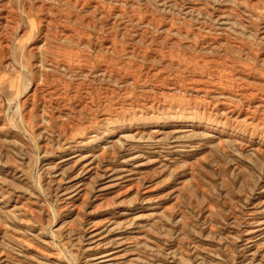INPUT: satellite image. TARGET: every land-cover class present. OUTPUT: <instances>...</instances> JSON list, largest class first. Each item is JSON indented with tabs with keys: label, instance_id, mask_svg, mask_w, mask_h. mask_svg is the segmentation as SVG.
<instances>
[{
	"label": "rangeland",
	"instance_id": "374dc122",
	"mask_svg": "<svg viewBox=\"0 0 264 264\" xmlns=\"http://www.w3.org/2000/svg\"><path fill=\"white\" fill-rule=\"evenodd\" d=\"M72 3L0 0L15 20L0 29V264H90L107 251L120 254L111 264H264V238L245 232L264 220V0ZM45 36L50 51H35ZM40 58L48 81L33 98ZM96 150L95 175L67 160ZM92 221L104 237L91 251Z\"/></svg>",
	"mask_w": 264,
	"mask_h": 264
},
{
	"label": "bare ground",
	"instance_id": "6f19581e",
	"mask_svg": "<svg viewBox=\"0 0 264 264\" xmlns=\"http://www.w3.org/2000/svg\"><path fill=\"white\" fill-rule=\"evenodd\" d=\"M2 2V1H1ZM258 2V1H257ZM66 3L67 4H69V5H71V6H75V4H73L72 3V0H66ZM76 3V2H75ZM250 3H252V2H250ZM253 3H254V1H253ZM38 4V3H37ZM240 4V3H239ZM9 5V4H8ZM40 5V4H39ZM241 5V4H240ZM254 5H256V4H254ZM253 5V6H254ZM48 6V5H47ZM0 7H3V5H1ZM43 6L41 5L39 8H42ZM97 7V6H96ZM194 7V6H193ZM192 7V8H193ZM9 10V9H8ZM1 11V10H0ZM10 11H12V9L10 10ZM189 11V10H188ZM191 11V10H190ZM6 12V11H5ZM49 12V11H48ZM30 13V12H29ZM4 14V13H3ZM0 15H1V13H0ZM220 15H222V14H220ZM14 16V15H13ZM13 16H12V12H8L7 13V15L5 16V17H1L0 16V29L3 31L4 29H6V28H8V27H10L11 25H9L11 22H14L15 20H14V18H13ZM218 16V15H217ZM223 16V15H222ZM220 16H218V18H219ZM221 18V17H220ZM217 18H215V20H216ZM222 22V21H221ZM224 22V21H223ZM45 25H47L48 23L47 22H45L44 23ZM226 24V23H225ZM46 27V26H45ZM48 28V27H47ZM167 28V27H166ZM9 29V28H8ZM62 29H64V28H62ZM164 30V29H163ZM166 30V29H165ZM164 30V31H165ZM170 30V29H169ZM65 31V30H64ZM168 31V30H167ZM180 31V30H179ZM60 32V31H59ZM46 33V32H45ZM65 33H67V32H65ZM60 34H61V32H60ZM70 34H71V32H70ZM193 34V33H192ZM196 34V33H195ZM216 34V33H215ZM218 34V33H217ZM1 37H3V33H1ZM206 35V34H205ZM56 36H58V35H56ZM62 36H64V39L65 40H69L70 41V39L73 37L72 36V34H71V36L72 37H70V36H68V35H63L62 34ZM198 36V35H197ZM59 37V36H58ZM81 38H82V36H80ZM206 37V36H205ZM43 38V37H42ZM57 38V37H56ZM74 38V37H73ZM73 40V39H72ZM71 40V41H72ZM1 41V40H0ZM82 41H83V39H82ZM87 41V40H86ZM80 42H81V40H80ZM84 42V41H83ZM180 42V41H179ZM48 43H49V41H48V36H45L44 38H43V40H42V46L44 47H40V48H36V50L35 51H38L39 52V50L40 49H44V52L45 53H48L49 51H50V49H49V47H47V45H48ZM77 43V42H76ZM212 43V42H211ZM222 43V42H221ZM220 43V44H221ZM224 43V42H223ZM208 44V43H207ZM217 44V43H216ZM78 45V44H77ZM81 45V44H80ZM2 46H3V49L5 50V55L7 56V55H9L8 54V51L10 50V48H11V42L10 41H8V39L6 40V39H3V41H2ZM208 46V45H207ZM206 46V47H207ZM210 46V45H209ZM213 46V45H212ZM215 46V45H214ZM51 47V46H50ZM203 47V46H202ZM211 47V46H210ZM226 47V46H225ZM197 48V47H196ZM204 48V47H203ZM214 47H212V49H213ZM56 49V48H55ZM72 50V49H71ZM217 50V49H216ZM1 51V50H0ZM68 51V50H67ZM67 51H66V53H67ZM134 51V50H133ZM189 51V50H188ZM211 51V50H210ZM220 51V50H219ZM76 52V51H75ZM69 53V52H68ZM182 53V52H181ZM70 54V53H69ZM76 54H78V53H75L74 55H76ZM133 54V53H132ZM131 54V55H132ZM4 55V54H3ZM71 55V54H70ZM184 55V54H183ZM182 55V56H183ZM85 56V55H84ZM192 57H193V53H192V55H191ZM82 57V56H81ZM187 57H190V55L189 56H187ZM199 57V56H198ZM205 57H207V55L205 56ZM71 58V57H70ZM194 58V57H193ZM184 60V59H183ZM182 60V61H183ZM209 60V59H208ZM207 60V61H208ZM50 61V60H49ZM55 61V60H54ZM62 61V60H61ZM69 61V60H68ZM75 61V60H74ZM206 61V62H207ZM51 62V61H50ZM53 62V61H52ZM62 62H64V61H62ZM77 63V62H76ZM86 63V62H85ZM87 63H89L88 61H87ZM218 64H219V62H217ZM217 63H216V65H217ZM38 66L37 67H39L38 68V79L36 80V79H34V80H36L35 82H33V86H32V91H33V98H34V94H38V92H42L41 90H42V88L43 87H45L44 85V83L46 82V81H48L47 80V78H48V76L44 73V71H45V69L47 68V67H45L46 65V62L44 63V61L40 58L39 59V61H38ZM49 64V63H48ZM47 64V65H48ZM79 64V63H78ZM208 64H210V61H209V63ZM62 65H64V64H62ZM67 65H69V62H67ZM83 65V64H82ZM88 65H90V64H88ZM87 65V66H88ZM204 65V64H203ZM227 65V64H226ZM52 66H54V65H52ZM86 66V67H87ZM210 66V65H209ZM218 66V65H217ZM216 66V67H217ZM232 66V65H231ZM55 67V66H54ZM56 67H58V64L56 65ZM65 68H66V66H64ZM84 67V66H83ZM91 67V66H90ZM234 67V66H233ZM59 68V67H58ZM71 68V67H70ZM78 68V67H77ZM218 68V67H217ZM223 68V67H222ZM50 69V68H49ZM66 69H68V67L66 68ZM86 69H88V68H86ZM238 69V68H237ZM242 69V68H241ZM54 70V69H53ZM62 70V69H61ZM73 70V69H72ZM78 70V69H77ZM81 70V69H80ZM209 70V69H208ZM219 70V69H218ZM223 70V69H222ZM225 70V69H224ZM231 70V69H230ZM236 70V69H235ZM234 70V71H235ZM243 70V69H242ZM83 71V70H82ZM226 71H228L227 69H226ZM244 71V70H243ZM248 71V70H247ZM36 72V71H35ZM81 72V71H80ZM202 72V71H201ZM223 72V71H222ZM249 72V71H248ZM70 73V72H69ZM195 73V72H194ZM197 73V72H196ZM195 73V74H196ZM209 73V72H208ZM225 73V72H224ZM236 73V72H235ZM51 74V73H50ZM49 74V75H50ZM202 74V73H201ZM222 75H223V73H221ZM220 74V76H222ZM234 74V73H233ZM244 74H245V72H244ZM36 75V74H35ZM52 75V74H51ZM70 75V74H69ZM219 75V74H218ZM226 75V74H225ZM206 76V75H205ZM233 76V75H232ZM237 76V75H236ZM35 77V76H34ZM197 77V76H196ZM227 77H228V75H227ZM239 77H241L240 75H239ZM254 77V76H253ZM256 77V76H255ZM52 78V77H51ZM219 78V77H218ZM232 78V77H231ZM237 78V77H236ZM262 78V77H261ZM75 79V78H74ZM221 79V78H220ZM249 79V78H248ZM254 79V78H253ZM257 79H258V77H257ZM206 80V79H205ZM224 80H225V78H224ZM231 80V79H230ZM250 80V79H249ZM208 81H210V80H208ZM218 81H220V80H218ZM244 81V80H243ZM94 82V81H93ZM190 82V81H189ZM217 82V81H216ZM221 82H223L222 80H221ZM245 82V81H244ZM247 82H249L248 80H247ZM254 82V81H253ZM256 82V81H255ZM191 83V82H190ZM194 83V82H193ZM210 83V82H209ZM212 83V82H211ZM210 83V84H211ZM214 83V82H213ZM228 83V82H227ZM238 83V82H237ZM252 83V82H251ZM258 83V82H257ZM260 83V82H259ZM258 83V84H259ZM197 84V83H196ZM262 84V83H261ZM47 85V84H46ZM216 85V84H215ZM229 85V84H228ZM227 85V86H228ZM233 85V84H232ZM250 85V84H249ZM48 86V85H47ZM214 86V85H213ZM238 86V85H237ZM239 88L240 87H242V86H238ZM254 87H255V85H254ZM253 87V88H254ZM168 88V87H167ZM189 88H190V86H189ZM243 88V87H242ZM241 88V89H242ZM246 88V87H245ZM257 88V87H256ZM45 89H46V87H45ZM53 89H54V87H53ZM175 89V88H174ZM192 89V88H191ZM196 89V88H195ZM198 89H200V88H198ZM237 89V88H236ZM44 90V89H43ZM60 90V89H59ZM190 90V89H189ZM226 90H228V89H226ZM244 90V89H243ZM263 90V89H262ZM93 91V90H92ZM193 91V90H192ZM199 91V90H198ZM230 91V90H229ZM45 92V91H44ZM58 92V91H57ZM78 92V91H77ZM190 92V91H189ZM219 92V91H218ZM234 92V91H233ZM244 92V91H243ZM258 92V91H257ZM87 93V92H86ZM192 93V92H191ZM208 93H209V91H208ZM227 93V92H226ZM259 93V92H258ZM51 94H54V92L53 93H51ZM61 94V93H60ZM145 94V93H144ZM202 94H205V93H202ZM234 94V93H233ZM237 94V93H236ZM239 94H240V92H239ZM256 94V93H255ZM31 95V94H30ZM42 95V94H41ZM47 95H48V93H47ZM63 95V94H62ZM74 95V94H73ZM193 95V94H192ZM197 95V94H196ZM200 95V94H199ZM225 95V94H224ZM240 95H242V94H240ZM249 95V94H248ZM261 95V94H260ZM46 96V95H45ZM75 96V95H74ZM212 96V95H211ZM219 96V95H218ZM246 96H247V94H246ZM251 96H252V94H251ZM30 97V96H29ZM37 97V96H36ZM41 97V96H40ZM55 97H57V96H55ZM62 97H64V96H62ZM200 97V96H199ZM215 97V96H214ZM222 97V96H221ZM227 97V96H226ZM230 97V96H229ZM240 97V96H239ZM30 98H32V96L30 97ZM29 98V99H30ZM81 98H83V97H81ZM85 98H88V97H85ZM85 98H84V100H83V102L85 101ZM205 98V97H204ZM217 98V97H216ZM222 98H224V97H222ZM264 98V97H263ZM28 99V98H27ZM40 99V98H39ZM47 99H48V97H47ZM47 99H45L44 98V100H47ZM99 99V98H98ZM218 99H219V97H218ZM226 99V98H225ZM224 99V100H225ZM230 99H231V97H230ZM251 99H252V97H251ZM35 100V99H34ZM43 100V99H42ZM41 100V101H42ZM88 100V99H87ZM86 100V101H87ZM203 100H205V99H203ZM232 100V99H231ZM248 100H249V98H248ZM254 100H255V98H254ZM52 101V100H51ZM51 101H49V102H51ZM58 101V100H57ZM89 101V100H88ZM192 101V100H191ZM226 101V100H225ZM247 101V100H246ZM256 101H259V100H256ZM16 102V101H15ZM26 102H27V100H26ZM40 102V101H39ZM43 102V101H42ZM47 102V101H46ZM45 102V103H46ZM61 102V101H60ZM82 102V101H81ZM207 102V101H206ZM209 102H210V100H209ZM235 102V101H234ZM238 102H239V100H238ZM241 102V101H240ZM243 102V101H242ZM53 103V102H52ZM65 103H66V101H65ZM88 103V102H87ZM208 103V102H207ZM207 103H205V104H207ZM211 103V102H210ZM210 103H208L209 105H210ZM217 103V102H216ZM245 103V102H244ZM263 103V102H262ZM30 104H33V103H30ZM42 104V103H41ZM49 104V103H48ZM55 104H57L56 102H55ZM62 104H64V103H62ZM83 104H85V103H83ZM104 104V103H103ZM215 104V103H214ZM227 104V103H226ZM242 104V103H241ZM251 104V103H250ZM45 105V104H44ZM46 105H47V103H46ZM66 105V104H65ZM86 105V104H85ZM238 105V104H237ZM51 106V105H50ZM55 106H58V105H55ZM88 106V105H87ZM213 106V105H212ZM217 106H218V104H217ZM223 106H225V105H223ZM253 106V105H252ZM59 107H61V106H59ZM82 107V106H81ZM210 107V106H209ZM216 107V106H215ZM236 107V106H235ZM238 107V106H237ZM240 107V106H239ZM244 107V106H243ZM261 107V106H260ZM32 108H34L33 107V105H32ZM49 108V107H48ZM55 108V107H54ZM58 108V107H57ZM204 108V107H203ZM213 108V107H212ZM249 108V107H248ZM60 109H62V108H60ZM65 109V108H64ZM82 109V108H81ZM84 109V108H83ZM216 109V108H215ZM218 109H220V108H218ZM237 109V108H236ZM241 109H242V106H241ZM240 109V110H241ZM214 110V109H213ZM230 110V109H229ZM234 110V109H233ZM252 110V109H251ZM255 110V109H254ZM41 111V110H40ZM39 111V112H40ZM80 111H82V110H80ZM221 111H223V110H221ZM243 111V110H242ZM247 111H249V110H246V113H247ZM257 111V110H256ZM256 111H255V113H256ZM28 112V111H27ZM212 112V111H211ZM227 112V111H226ZM225 112V113H226ZM230 112V111H229ZM232 112V111H231ZM234 112V111H233ZM239 112V111H238ZM44 113V112H43ZM220 113V112H219ZM240 113V112H239ZM239 113H237V114H239ZM249 113V112H248ZM252 113V112H251ZM254 113V114H255ZM46 114V113H45ZM44 114V115H45ZM51 114V113H50ZM60 114V113H59ZM84 114V113H83ZM206 114V113H205ZM211 114V113H210ZM209 114V115H210ZM236 114V115H237ZM54 115V114H53ZM218 115V114H217ZM224 115H227V114H224ZM246 115V114H245ZM250 115V114H249ZM46 116H50V115H46ZM204 116V115H203ZM238 116V115H237ZM230 117H231V115H230ZM253 117V116H252ZM47 118V117H46ZM215 118V117H214ZM236 118V117H235ZM234 118V119H235ZM242 118V117H241ZM240 118V119H241ZM254 118H255V116H254ZM259 118H261L260 116H259ZM28 119V118H27ZM50 119H53V117L52 118H50ZM233 119V120H234ZM253 119V118H252ZM56 120V119H55ZM232 120V121H233ZM52 121V120H51ZM195 121V120H194ZM211 121V120H210ZM216 121V120H215ZM227 121H228V119H227ZM244 121V120H243ZM256 121V120H255ZM260 121V120H259ZM49 122H50V120H49ZM48 122V123H49ZM66 122H68L69 123V121H66ZM218 122V121H217ZM226 122V121H225ZM235 122V121H234ZM233 122V123H234ZM254 122V121H253ZM54 123H56V121L54 122ZM189 123V122H188ZM205 123V122H204ZM227 123V122H226ZM225 123V124H226ZM239 123H241V122H239ZM61 124V123H60ZM73 124V123H72ZM214 124V123H213ZM218 124V123H217ZM224 124V123H223ZM238 124V123H237ZM244 124V123H243ZM247 124V123H246ZM75 125V124H74ZM211 125V124H210ZM240 125V124H239ZM249 125V124H248ZM256 125H257V122H256ZM259 125V124H258ZM62 126H64V125H62ZM61 126V127H62ZM73 126V125H72ZM88 126V125H87ZM229 126V125H228ZM250 127H251V125H249ZM66 127H69L70 128V126H66ZM74 127V126H73ZM80 127V126H79ZM218 127V126H217ZM233 127H235L236 128V125L235 126H233ZM244 127V126H243ZM246 127H248V126H246ZM259 127V126H258ZM65 128V127H64ZM88 128V127H87ZM125 128V127H124ZM226 128V127H225ZM235 128H234V130H235ZM245 128V127H244ZM62 129V128H61ZM66 129V128H65ZM68 129V128H67ZM66 129V130H67ZM72 129V128H71ZM74 129V128H73ZM76 129V128H75ZM89 129V128H88ZM126 129V128H125ZM130 129V128H129ZM183 129V128H182ZM231 129V128H230ZM253 129H254V127H253ZM154 130H156V129H154ZM171 130V129H170ZM176 130V129H175ZM179 130V129H178ZM191 129H189V131H190ZM208 130V129H207ZM213 130V129H212ZM227 130V129H226ZM243 130V129H242ZM247 130H248V128H247ZM257 130V129H256ZM83 131H85V130H83ZM112 131V130H111ZM138 131V130H137ZM150 131H152V130H150ZM149 131V132H150ZM158 131V130H157ZM160 131V130H159ZM162 131V130H161ZM172 131V130H171ZM180 131V130H179ZM184 132H185V130H183ZM183 131H182V133H183ZM194 130H192V132H193ZM198 131V130H197ZM232 131V130H231ZM249 131V130H248ZM64 132V131H63ZM74 132V131H73ZM122 132V131H121ZM127 132V131H126ZM181 132V131H180ZM191 132V133H192ZM203 132V131H202ZM206 132V131H205ZM204 132V133H205ZM226 132V131H225ZM251 132V131H250ZM68 133H69V131H68ZM67 133V134H68ZM124 133V132H123ZM133 134H134V132H132ZM138 133H139V131H138ZM201 133V132H200ZM70 134H71V132H70ZM69 134V135H70ZM77 134V133H76ZM83 134H85L84 132H83ZM94 134V133H93ZM149 134V133H148ZM179 134V133H178ZM216 134V133H215ZM223 134V133H222ZM238 134V133H237ZM248 134V133H247ZM68 135V136H69ZM130 135H131V133H130ZM135 135V134H134ZM141 135V134H140ZM139 135V136H140ZM160 135V134H159ZM242 135V134H241ZM66 136V135H65ZM83 136V135H82ZM87 136V135H86ZM93 136V135H92ZM96 136H97V134H96ZM148 136H150V135H148ZM147 136V137H148ZM158 136V135H157ZM221 136V135H220ZM243 136V135H242ZM74 137H76V136H74ZM89 137V136H88ZM95 137V136H94ZM118 137H119V135H118ZM118 137L116 138L117 140H119L118 139ZM128 138L129 136L128 135H124V136H120V138ZM131 137V136H130ZM141 137H143L142 135L140 136V138ZM228 137H229V135H228ZM251 137V136H250ZM67 138V137H66ZM73 138V137H72ZM71 138V139H72ZM101 138V137H100ZM103 138H104V136H103ZM135 139H136V137H134ZM133 138V139H134ZM139 138V139H140ZM151 138V137H150ZM149 138V139H150ZM159 138V137H158ZM76 139V138H75ZM105 139V138H104ZM130 139V138H129ZM139 139H138V137H137V141H139ZM152 139V138H151ZM155 139V138H154ZM157 139V138H156ZM91 140V139H90ZM142 140H144V139H142ZM147 140H148V138H147ZM62 141H64V140H62ZM81 141V140H80ZM110 141V140H109ZM122 141H125L126 142V140H122ZM128 141V140H127ZM130 141V140H129ZM140 141H141V139H140ZM139 141V142H140ZM157 141V140H156ZM248 141V140H247ZM68 142V141H67ZM71 142V141H70ZM75 142V141H74ZM131 142H133V141H131ZM236 142V141H235ZM90 143V142H89ZM112 143V142H111ZM114 143V142H113ZM116 143V142H115ZM135 144L137 143V142H134ZM145 143V142H144ZM65 144V143H64ZM69 144V143H68ZM74 144V143H73ZM110 144V143H109ZM126 144V143H125ZM129 144H130V142H129ZM128 144V145H129ZM134 144V145H135ZM105 145V144H104ZM117 145V144H116ZM133 145V144H132ZM256 145V144H255ZM261 145V144H260ZM56 146V145H55ZM66 146V145H65ZM64 146V147H65ZM127 146V145H126ZM249 146V145H248ZM46 147V146H45ZM54 147V146H53ZM107 147H109V145L107 146ZM129 147V146H128ZM131 147V146H130ZM252 147V149H253V146H250V148ZM255 147V146H254ZM61 148V147H60ZM112 148H113V146H112ZM115 148V147H114ZM262 148V147H261ZM72 149V148H71ZM79 149V148H78ZM91 149V148H90ZM98 149V148H97ZM255 149V148H254ZM254 149H253V151H254ZM259 149V148H258ZM263 150H264V148H262ZM80 150V149H79ZM105 150V149H104ZM104 150L102 151V150H96V151H89V152H87V154L86 155H82V154H80L79 155V153H77V155H75L74 154V156H72V157H70V158H68L67 160H74V163L76 162V163H80V168H79V172H80V175L81 174H84V175H90L91 173H94V175L95 174H97V173H95V171H97L99 168H98V156L99 157H102L103 155H104V153H106V152H104ZM107 150V153H109L110 151H108V150H110L109 148H107L106 149ZM112 150V149H111ZM82 152V151H81ZM84 152V151H83ZM113 154H114V152H113ZM73 155V154H72ZM110 155V154H109ZM112 155V154H111ZM109 157V156H108ZM67 158V157H66ZM110 158V157H109ZM103 159H106V158H102V160ZM113 159V158H112ZM107 160H110V159H108L107 158ZM106 160V161H107ZM153 160V159H152ZM66 161V160H65ZM100 161V160H99ZM60 162V161H59ZM58 162V163H59ZM71 162V161H70ZM110 162V161H109ZM67 163V162H66ZM73 163V162H72ZM107 163H108V161H107ZM106 163V164H107ZM109 164V163H108ZM68 165H70L69 163H68ZM111 165V164H110ZM109 165V166H110ZM103 166V165H102ZM65 167V166H64ZM70 167V166H69ZM74 167V166H73ZM110 167H112V166H110ZM110 167H107L106 169H105V173L106 174H108L107 175V178H106V186L105 187H107V188H113L114 187V185H115V182H114V180H113V171H112V168H110ZM70 168H72V165H71V167ZM104 168V167H103ZM72 170V169H71ZM78 170V168L76 169V171ZM115 170V169H114ZM74 171V170H73ZM72 171V172H73ZM76 171H75V173H76ZM103 171V170H102ZM125 171V170H124ZM99 172V171H98ZM115 173H116V170H115ZM117 174V173H116ZM59 175V174H58ZM125 175V174H124ZM127 175V174H126ZM61 176V175H60ZM74 176V175H73ZM72 175H71V177H73ZM82 176V175H81ZM106 176V175H105ZM121 176H122V174H121ZM62 177V176H61ZM68 177V176H67ZM85 177H87V176H85ZM89 177V176H88ZM87 177V178H88ZM104 177V176H103ZM118 177H119V180H120V176L118 175ZM117 177V178H118ZM57 178V177H56ZM76 178V177H75ZM65 179V177L64 178H62V180H64ZM67 180V179H66ZM72 180V179H71ZM70 180V181H71ZM76 180V181H75ZM84 180V179H83ZM83 180L82 181H80V180H78V179H74L73 181H75L74 182V184H76V187H75V189H73L72 191H69L70 193H71V195L73 194L74 195V197L75 196H79L80 197V199L83 201V202H79V203H81V204H83V203H85V201H86V203L88 202V199H87V194L86 193H84V191H85V188H84V184H83ZM91 180V179H90ZM117 180V179H116ZM122 180V179H121ZM56 181H57V179H56ZM87 181H89V180H87ZM92 181V180H91ZM133 181V180H132ZM60 182V181H59ZM58 182V183H59ZM62 182H64V181H62ZM66 182V181H65ZM68 182V181H67ZM117 182V181H116ZM124 182V181H123ZM127 182V181H126ZM85 183V182H84ZM93 183V182H92ZM87 184V183H86ZM95 184V182L93 183V185ZM123 184V183H122ZM185 184V183H184ZM88 185H90V183L88 184ZM125 185V184H124ZM123 185V186H124ZM127 185V184H126ZM128 185H129V183H128ZM133 185V184H132ZM72 186V185H71ZM74 186V185H73ZM91 186V185H90ZM90 186H88V187H90ZM104 186V185H103ZM62 187V186H61ZM67 187H68V185H67ZM104 187V188H105ZM125 187H127V186H125ZM130 187V186H129ZM70 188V187H69ZM91 188V187H90ZM90 188H89V190H90ZM124 188V187H123ZM133 188V187H132ZM180 188V187H179ZM68 189V188H67ZM72 189V188H71ZM70 189V190H71ZM88 189V188H87ZM97 189V188H96ZM100 189H102L101 187H100ZM137 189V188H136ZM65 190V189H64ZM91 190H92V188H91ZM124 190V189H123ZM128 190V189H127ZM132 190V189H131ZM68 191H66V192H68ZM114 192V191H113ZM118 192V191H117ZM123 192H125V191H123ZM88 193V192H87ZM111 193V192H110ZM65 194V193H64ZM121 194H123V193H121ZM125 194V193H124ZM70 194H68V196H69ZM89 195V194H88ZM65 196V195H64ZM97 196V195H96ZM148 196V195H147ZM73 197V196H72ZM112 197V196H111ZM110 197V198H111ZM67 198V197H66ZM69 198V197H68ZM67 198V199H68ZM76 198V197H75ZM89 198V197H88ZM118 198V197H117ZM90 199V198H89ZM98 199V198H97ZM108 199H109V197H108ZM147 199V198H146ZM62 200H64V199H62ZM69 201V200H68ZM72 201H73V199H72ZM101 201H103V200H101ZM149 200H147V202H148ZM65 202V201H64ZM110 202V201H109ZM144 202V201H143ZM146 202V203H147ZM68 203V202H67ZM77 203V202H76ZM75 203V204H76ZM99 203H101V202H99ZM105 203V202H104ZM262 203V202H261ZM64 205H66V204H64ZM69 205V204H68ZM78 205V204H77ZM93 205V204H92ZM72 206V205H71ZM74 206V205H73ZM94 206H95V204H94ZM68 207V206H67ZM82 207H84V205L82 206ZM96 207V206H95ZM98 207V206H97ZM100 207V206H99ZM14 208V207H13ZM81 208V207H80ZM79 208V209H80ZM261 208V207H260ZM73 209V208H72ZM258 209V208H257ZM16 210H17V208H16ZM71 210V209H70ZM83 210V209H82ZM165 210V209H164ZM208 210V209H207ZM15 211V210H14ZM28 211V210H27ZM77 211V210H76ZM167 211V210H166ZM79 212V211H78ZM90 212V211H89ZM77 214H79V213H77ZM156 214V213H155ZM171 214V213H170ZM250 215V214H249ZM253 215V214H252ZM76 216V215H75ZM74 216V217H75ZM144 216V215H143ZM146 216V215H145ZM133 217V216H132ZM74 219V218H73ZM108 219V218H107ZM130 219V218H129ZM128 219V220H129ZM133 219V218H132ZM134 219H135V217H134ZM139 219V218H138ZM137 220V219H136ZM142 220V219H141ZM70 221V220H69ZM68 221V222H69ZM95 221V220H94ZM97 221H99V220H97ZM103 221V220H102ZM114 221V220H113ZM123 221V220H122ZM124 221H126V220H124ZM123 221V222H124ZM135 221V220H134ZM93 222V221H92ZM110 222H112V220L110 221ZM140 222V221H139ZM138 222V223H139ZM173 222V221H172ZM73 223V222H72ZM105 224H106V222H104ZM114 223H115V221H114ZM127 223H128V221H127ZM134 223V222H133ZM70 224V223H69ZM112 224V223H111ZM115 224H117V223H115ZM67 225H68V223H67ZM87 225V224H86ZM102 226V224H99L98 222L97 223H91L89 226H87V228L85 229V231H86V235H87V241L86 242H88V249L87 250H96V249H98V247H101L102 246V244H101V242L103 241V234L104 233H102V230L101 231H99V229L98 228H100L99 226ZM250 225V224H249ZM71 226V225H70ZM131 226V225H130ZM248 226V225H247ZM106 227V226H105ZM104 227V228H105ZM107 227H109V226H107ZM111 227V226H110ZM121 227V226H120ZM136 228V227H135ZM137 228H139V227H137ZM106 229V228H105ZM104 229V230H105ZM108 229V228H107ZM242 231V230H241ZM245 231V230H244ZM107 232V231H106ZM243 232V231H242ZM246 232V236H247V241H248V243L249 242H255V241H258L259 242V240H260V238H264V220L262 221L261 220V222H260V220H259V222L253 227V228H250V229H248L247 231H245ZM112 233V232H111ZM109 234V233H108ZM107 235V234H106ZM105 235V236H106ZM137 236V235H136ZM243 236V235H242ZM19 237V236H18ZM84 237V236H83ZM109 237V236H108ZM116 237H118V236H116ZM244 237V236H243ZM24 238V237H23ZM128 238V237H127ZM131 238V237H130ZM239 238L241 239V237L239 236ZM25 239V238H24ZM115 239V238H114ZM122 239H123V237H122ZM107 240V239H106ZM116 240V239H115ZM125 240H126V238H125ZM244 240V239H243ZM242 240V241H243ZM262 240V239H261ZM110 242H111V240H109ZM117 241V243H115V245H117V246H121L120 244H122V241L121 240H119V238L116 240ZM115 241V242H116ZM124 241V240H123ZM130 241V240H129ZM128 241V242H129ZM241 241V240H240ZM105 242V241H104ZM114 242V241H113ZM125 242V241H124ZM261 243V242H260ZM263 243V242H262ZM104 244V243H103ZM243 244V243H242ZM252 244V243H251ZM255 244V243H254ZM259 244V243H258ZM101 245V246H100ZM107 245V244H106ZM263 245V244H262ZM262 245H261V247H262ZM105 246V245H104ZM114 246V245H113ZM116 246V247H117ZM125 246V245H124ZM123 246V247H124ZM130 246V245H129ZM244 246V245H243ZM242 246V247H243ZM258 246V245H257ZM259 246H260V244H259ZM258 246V247H259ZM257 247V248H258ZM102 248V247H101ZM244 248V247H243ZM246 248H247V246H246ZM100 249V248H99ZM118 249V248H117ZM122 249V248H121ZM262 249H264V248H262ZM103 250H104V247H103ZM120 250V249H119ZM119 250H117V251H119ZM125 250V249H124ZM244 250V249H243ZM247 250V249H246ZM255 250V249H254ZM257 250V249H256ZM105 251V250H104ZM115 251V250H114ZM116 251V252H117ZM262 251V250H261ZM120 252H121V250H120ZM126 252V251H125ZM92 253V252H91ZM124 253V252H123ZM261 253H263V252H261ZM261 253H260V255H261ZM51 254V253H50ZM47 255V254H46ZM54 254H52V256H53ZM118 255H120V254H118ZM117 255V253H111V252H109V251H107V252H102V253H96L95 255H93V257H89L90 259H89V261H92L93 262V264H111V262H113V261H115V260H117V258L119 257ZM125 255V254H124ZM246 255H248V254H246ZM90 256V255H89ZM122 257H123V255H121ZM262 256H263V254H262ZM255 257V256H254ZM3 259V258H2ZM121 259V258H120ZM127 259V258H126ZM254 259H256V258H254ZM118 260H119V258H118ZM128 260V259H127ZM92 262L90 263V264H92ZM126 262V261H125ZM87 263V262H86ZM132 263V262H131ZM88 264V263H87ZM115 264H117V263H115ZM120 264V263H119ZM123 264V263H122ZM127 264V263H126ZM255 264H257V263H255Z\"/></svg>",
	"mask_w": 264,
	"mask_h": 264
}]
</instances>
